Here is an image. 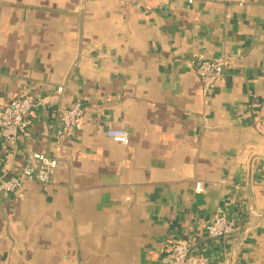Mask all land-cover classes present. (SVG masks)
Instances as JSON below:
<instances>
[{
    "label": "crops",
    "instance_id": "0c3cea01",
    "mask_svg": "<svg viewBox=\"0 0 264 264\" xmlns=\"http://www.w3.org/2000/svg\"><path fill=\"white\" fill-rule=\"evenodd\" d=\"M220 55L204 95L196 63ZM17 95L51 106L0 138V177L26 151L61 165L0 196V264H168L175 239L207 264H264V217L248 219L264 213V0H0V109ZM218 212L241 232L207 238Z\"/></svg>",
    "mask_w": 264,
    "mask_h": 264
},
{
    "label": "built area",
    "instance_id": "2783aa9c",
    "mask_svg": "<svg viewBox=\"0 0 264 264\" xmlns=\"http://www.w3.org/2000/svg\"><path fill=\"white\" fill-rule=\"evenodd\" d=\"M192 0H188L191 3ZM228 57L218 56L212 59H199L196 63V75L200 82L202 93L207 94L209 89L218 82L223 73V68ZM62 87L56 89L60 95ZM51 106V100L25 95L12 97L8 103L0 109V138L12 143L19 135H24L33 124L35 112L44 110ZM256 108L257 104H251ZM59 127L62 132H68L79 126L84 118V106L79 100L72 101L68 106L58 111ZM258 131H262L263 126L259 122L254 123ZM106 136L113 141L126 145L128 135L124 130L107 129ZM22 165L10 174L0 177V196H17L24 185V182L35 181L39 184L50 183L55 171L60 167L61 162L45 153L37 151H26ZM196 188L201 190V185L196 183ZM249 217L261 218L264 213L250 210ZM242 219L237 220L228 215L218 212L213 220L206 226V237L210 239H228L241 232ZM191 243L187 240L175 239L169 242L168 264H207L206 258L202 255L191 253Z\"/></svg>",
    "mask_w": 264,
    "mask_h": 264
}]
</instances>
